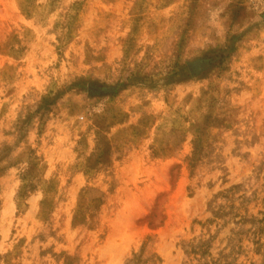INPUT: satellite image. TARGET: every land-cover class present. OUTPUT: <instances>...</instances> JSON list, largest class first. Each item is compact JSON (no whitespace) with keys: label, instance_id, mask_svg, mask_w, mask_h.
I'll return each instance as SVG.
<instances>
[{"label":"rangeland","instance_id":"obj_1","mask_svg":"<svg viewBox=\"0 0 264 264\" xmlns=\"http://www.w3.org/2000/svg\"><path fill=\"white\" fill-rule=\"evenodd\" d=\"M0 264H264V0H0Z\"/></svg>","mask_w":264,"mask_h":264}]
</instances>
